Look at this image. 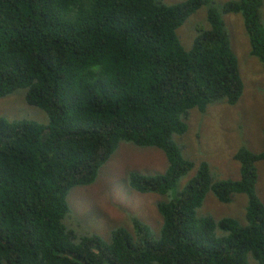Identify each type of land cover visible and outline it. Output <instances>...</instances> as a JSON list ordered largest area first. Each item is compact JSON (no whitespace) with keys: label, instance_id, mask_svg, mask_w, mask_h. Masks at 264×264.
Masks as SVG:
<instances>
[{"label":"trees","instance_id":"obj_1","mask_svg":"<svg viewBox=\"0 0 264 264\" xmlns=\"http://www.w3.org/2000/svg\"><path fill=\"white\" fill-rule=\"evenodd\" d=\"M260 4L0 0V97L21 88L47 118L0 116V264H264V203L255 192L264 149L239 145V176L214 179L176 141L190 109L241 95L220 12L240 15L249 53L264 63ZM201 5L208 27L185 49L175 29ZM121 140L166 160L161 172L127 173L131 189L163 196L157 234L135 218L133 234L117 226L108 240L65 227L69 189L90 183ZM207 191L222 203L244 193V223L197 214Z\"/></svg>","mask_w":264,"mask_h":264},{"label":"rangeland","instance_id":"obj_2","mask_svg":"<svg viewBox=\"0 0 264 264\" xmlns=\"http://www.w3.org/2000/svg\"><path fill=\"white\" fill-rule=\"evenodd\" d=\"M175 3L181 0H162ZM220 6L226 0H212ZM228 33L231 51L237 63L242 82V92L234 104L219 100L208 104L204 111L189 110L186 130L176 136L184 157L196 165L205 160L214 179H236L238 162L232 155L239 145L252 151L264 149V63L249 53V45L238 13H221ZM259 18L264 25V0L259 7ZM207 28L205 5L190 13L175 29L181 45L188 48L197 28ZM0 116L7 119H30L45 123L42 110L25 103L24 90L0 97ZM44 121V122H41ZM166 166L162 152L154 147H139L129 141H119L107 159L98 167L94 179L85 185L74 186L66 196L70 208L62 222L79 232H91L108 240L110 230L123 226L133 234L132 218L145 224L157 234L160 216L155 203L163 198L154 192H138L126 183L127 173L135 170L141 173L161 172ZM257 177L255 192L264 203V160L255 163ZM194 169V168H193ZM193 170L189 171L190 176ZM184 177L180 183L185 181ZM247 197L235 193L228 202H219L207 191L197 214L210 215L217 219L232 217L239 224L244 223ZM254 264L252 260H249Z\"/></svg>","mask_w":264,"mask_h":264},{"label":"clouds","instance_id":"obj_3","mask_svg":"<svg viewBox=\"0 0 264 264\" xmlns=\"http://www.w3.org/2000/svg\"><path fill=\"white\" fill-rule=\"evenodd\" d=\"M132 171V170H131ZM135 171V170H134ZM154 173V172H153ZM126 183H127V177H126ZM128 185V184H127ZM130 188V187H129ZM158 213V212H157ZM160 222H161V218H160ZM160 226V225H159ZM254 263V262H253Z\"/></svg>","mask_w":264,"mask_h":264}]
</instances>
